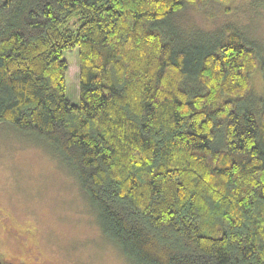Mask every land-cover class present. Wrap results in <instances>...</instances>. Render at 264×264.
<instances>
[{
  "label": "trees",
  "instance_id": "trees-1",
  "mask_svg": "<svg viewBox=\"0 0 264 264\" xmlns=\"http://www.w3.org/2000/svg\"><path fill=\"white\" fill-rule=\"evenodd\" d=\"M230 1L0 0V122L69 164L135 264H264L257 49L230 26L185 42L171 22Z\"/></svg>",
  "mask_w": 264,
  "mask_h": 264
},
{
  "label": "rangeland",
  "instance_id": "rangeland-1",
  "mask_svg": "<svg viewBox=\"0 0 264 264\" xmlns=\"http://www.w3.org/2000/svg\"><path fill=\"white\" fill-rule=\"evenodd\" d=\"M172 17L183 40L219 37L226 26L257 49L255 100L264 99V0H231ZM191 41V42H194ZM65 95L78 104L77 48L64 53ZM0 260L5 264H135L101 231L69 164L33 134L0 122Z\"/></svg>",
  "mask_w": 264,
  "mask_h": 264
}]
</instances>
